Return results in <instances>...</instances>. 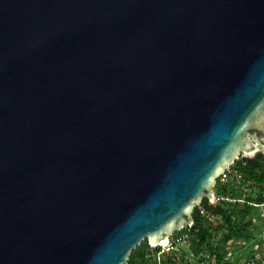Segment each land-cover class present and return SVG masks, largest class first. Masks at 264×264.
Here are the masks:
<instances>
[{
	"label": "water",
	"instance_id": "95a60500",
	"mask_svg": "<svg viewBox=\"0 0 264 264\" xmlns=\"http://www.w3.org/2000/svg\"><path fill=\"white\" fill-rule=\"evenodd\" d=\"M264 150V0H0V264H125Z\"/></svg>",
	"mask_w": 264,
	"mask_h": 264
},
{
	"label": "rangeland",
	"instance_id": "374dc122",
	"mask_svg": "<svg viewBox=\"0 0 264 264\" xmlns=\"http://www.w3.org/2000/svg\"><path fill=\"white\" fill-rule=\"evenodd\" d=\"M256 172L259 173V170ZM242 178L244 179V176ZM242 178L240 183H237L234 181V176L229 177L223 185L216 179L212 188L214 193L230 197V201H224L223 207L231 216V225L229 226L224 224L221 217L216 218L213 222H208L204 217H200L202 224L209 228V241L212 250L204 245L195 250L194 232L184 226L169 236L170 242L173 245L177 244V247L169 251H163L162 247L153 249L142 240L131 251L135 258V264H144L145 259L144 262H141L138 260L139 255L145 254L149 250H152L150 262L152 264H217L216 256L212 255L216 251L222 255L220 264H223L224 257L230 262L229 264H242L251 252L263 249L264 200L260 197L259 192L264 188V179L257 181L256 177H246L245 180ZM245 186H251L252 193L246 194L243 190ZM248 198L254 202L250 204Z\"/></svg>",
	"mask_w": 264,
	"mask_h": 264
},
{
	"label": "trees",
	"instance_id": "16d2710c",
	"mask_svg": "<svg viewBox=\"0 0 264 264\" xmlns=\"http://www.w3.org/2000/svg\"><path fill=\"white\" fill-rule=\"evenodd\" d=\"M234 169L241 173L242 176H244V179L246 177H256L258 178L257 181L264 179V153L258 154L253 159H247L245 157H239L236 159L233 163ZM259 170V173L256 171ZM246 176V177H245ZM248 202L253 203L254 201L248 198ZM205 209L208 211L218 214L225 225H231V216L228 214V211L226 208L223 207L224 201H221L215 205H212L209 203L207 198H203L200 202ZM192 217H193V224L191 226H186L189 231L194 232V239H196V248L195 250H198L202 245L207 246L209 250H212L211 244L209 241L210 238V232L208 226H204L201 222L202 217L199 213L198 207H194L192 211ZM144 241L147 243L146 239ZM216 258H220L221 254L216 251ZM133 252H130L129 257L127 259V262L125 264H135ZM138 260L141 262H144V254L141 253L139 255Z\"/></svg>",
	"mask_w": 264,
	"mask_h": 264
},
{
	"label": "built area",
	"instance_id": "2783aa9c",
	"mask_svg": "<svg viewBox=\"0 0 264 264\" xmlns=\"http://www.w3.org/2000/svg\"><path fill=\"white\" fill-rule=\"evenodd\" d=\"M233 176L235 178L234 181L237 183H240L242 175L239 172H237L234 169L233 164H231L230 166L226 167L224 172H222L217 177V179L223 185L227 182L229 177L232 178ZM243 190L246 194L252 193L251 186H245ZM259 195L264 200V188L260 190ZM221 201H230V197L227 195L215 193V199L212 201H209V203L212 205H215ZM197 207L199 209L200 215L204 217L205 220H207L208 222H213L216 218H220L218 214H214L208 211L207 209H205V207L202 204L201 205L198 204ZM149 246L152 247L153 249L154 248L159 249V247H162L164 249L163 251H169L174 248V245L172 244V242H170L169 239L166 244L149 245ZM151 257H152V250H149L144 254V259H145L144 264H152L150 263ZM242 264H264V249L254 250L253 252H251V254L243 261Z\"/></svg>",
	"mask_w": 264,
	"mask_h": 264
},
{
	"label": "crops",
	"instance_id": "0c3cea01",
	"mask_svg": "<svg viewBox=\"0 0 264 264\" xmlns=\"http://www.w3.org/2000/svg\"><path fill=\"white\" fill-rule=\"evenodd\" d=\"M174 247H177V244L174 245ZM263 249H264V248H263ZM212 255H213V257L216 256L215 253H213ZM216 259H217V261H218L217 264H220V261H221V259H222V255H221L220 258L217 257ZM213 260H214V258H213ZM222 263H223V264H229L230 262L226 259V257H224V260L222 261Z\"/></svg>",
	"mask_w": 264,
	"mask_h": 264
},
{
	"label": "bare ground",
	"instance_id": "6f19581e",
	"mask_svg": "<svg viewBox=\"0 0 264 264\" xmlns=\"http://www.w3.org/2000/svg\"><path fill=\"white\" fill-rule=\"evenodd\" d=\"M167 241H168V239H165V240H163L162 242H160V244H166Z\"/></svg>",
	"mask_w": 264,
	"mask_h": 264
}]
</instances>
